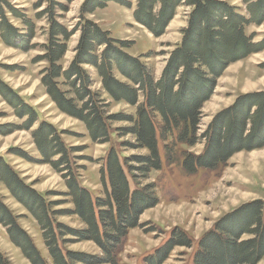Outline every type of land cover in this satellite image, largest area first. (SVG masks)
<instances>
[{
    "label": "trees",
    "instance_id": "16d2710c",
    "mask_svg": "<svg viewBox=\"0 0 264 264\" xmlns=\"http://www.w3.org/2000/svg\"><path fill=\"white\" fill-rule=\"evenodd\" d=\"M255 1L248 7L250 17L246 19L235 8L213 0H139L135 18L157 37L164 34L178 7L192 10L183 42L171 53L159 81L144 64L123 52L128 48L127 43L111 38L109 33L86 20L76 28L81 32L77 54L70 65L63 68L60 62L68 50L72 33L56 21V10L66 11V8L55 0L48 1L49 8L43 14L50 17L49 43L44 47L46 54L37 60L49 65L42 73L47 94L63 113L86 125L94 142L110 141V122H128L129 128H120L117 132L132 135L139 148L147 149L149 154L122 160L118 150L111 148L101 169L104 195L93 198L79 182L72 158L78 150L67 148L52 124L40 122L33 133L35 144L43 161L66 179L68 192L65 195L74 206L68 213L77 216L85 228L72 230L57 223L54 218L58 212L51 211L55 204L47 203L25 186L11 167L0 160V182L38 220L44 231L50 261L42 257L31 238L18 226L16 218L0 202V223L9 228L13 243L32 264H118V252L129 231L139 226V218L145 211L159 203L153 186L133 188L140 177L147 178L152 171L162 169L159 140L169 154L180 144L195 146L201 140L206 141L203 155H185L182 167L188 175H196L199 170L215 171L238 152L264 147V91L238 97L199 135L201 109L213 94L217 80L231 63L258 51V46L244 33L245 25L262 21L264 0ZM89 2L84 11L91 12L98 7L88 9ZM4 6L5 3L0 2L1 39L8 46L29 50L36 36L35 23L22 11L8 7L25 26L26 33L22 34L6 17ZM84 65L97 69L104 90L116 102L137 106L136 114L109 116L105 101L91 89L92 78ZM114 71L129 83L120 82ZM0 94L18 117H28L24 129L32 128L38 120L36 112L1 82ZM170 138L175 139L172 144H168ZM68 236L93 242L103 256L64 251L62 245L68 242L62 239ZM245 236L248 238L243 240ZM191 246L186 235L176 231L146 258L145 264H163L174 248ZM198 247L193 264H258L264 258V202L245 204L224 216L201 239ZM0 264H11L1 251Z\"/></svg>",
    "mask_w": 264,
    "mask_h": 264
},
{
    "label": "rangeland",
    "instance_id": "374dc122",
    "mask_svg": "<svg viewBox=\"0 0 264 264\" xmlns=\"http://www.w3.org/2000/svg\"><path fill=\"white\" fill-rule=\"evenodd\" d=\"M48 1L0 0L5 3L6 17L22 34L26 33L25 26L12 15L8 7L22 11L23 15L35 23L36 36L30 44V47H33L27 51L8 46L0 36V82L12 89L38 115L33 127L24 129L28 117H18L16 110L0 94V160L11 167L25 186L47 203L55 204L51 211L58 212L54 218L57 223L72 230H80L85 228V225L77 216L68 213L74 206L71 198L65 195L68 192L66 179L43 161L35 144L33 133L40 122L52 124L61 134L67 148L78 150L72 158L76 164L79 182L93 198L104 195L101 169L111 148L118 150L122 160L131 156H145L149 151L140 149L132 135L123 136L117 132L120 128L130 127L128 122L123 121L110 122L109 142H94L86 125L63 113L47 94V89L42 83V73L49 65L46 61L37 60L46 54L44 47L49 43L50 17L43 14L49 8ZM55 1L59 6L66 8V11L56 10V21L72 33L67 44L68 50L60 62L63 68H67L77 54L81 32L76 31V28L86 20L109 33L111 38L127 43L128 48L123 52L144 64L156 81L161 79L171 53L183 42V33L188 28L192 11L185 6L178 7L164 34L157 37L135 18L139 0H90L88 9L98 6L91 12L84 11L89 0ZM213 1L226 3L246 19L250 17L248 7L256 2ZM158 11L159 5L156 8V12ZM257 11L258 9H255V12ZM262 15L259 24L251 23L244 27L245 36L258 46V51L231 63L217 80L213 94L201 109L199 135L207 130L216 115L231 107L238 97L264 91V8ZM83 68L92 78L91 89L105 101L109 116L136 114L137 106H131L124 101L116 102L110 97L103 88L96 68L89 65H84ZM114 76L120 82L129 83L117 71H114ZM61 88L69 90L64 86ZM139 100L141 102L143 98ZM157 121L160 122V119ZM173 140L175 139L170 138L168 144H172ZM124 144L126 146H123ZM164 146L159 140L162 169L152 171L147 178L140 177L137 180L138 185H133V188L153 186L159 203L145 211L139 218V226L129 231L118 252V264H145L146 258L161 248L176 231L183 232L192 242V246L174 248L163 264H193L201 239L224 216L245 204L264 202V147L238 152L226 163L220 164L215 171L199 170L196 175H188L182 167L185 155H203L206 141L201 140L195 146L180 144L172 154H169ZM169 159L176 162L169 164ZM0 202L16 218V223L31 238L42 257L50 261L40 223L2 182ZM247 238L245 236L243 240ZM62 240L68 242L62 245L64 251L100 258L103 256L102 251L93 242L80 241L70 236ZM0 251L11 264H32L13 243L9 228L1 223ZM258 264H264V258Z\"/></svg>",
    "mask_w": 264,
    "mask_h": 264
}]
</instances>
